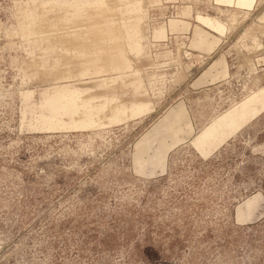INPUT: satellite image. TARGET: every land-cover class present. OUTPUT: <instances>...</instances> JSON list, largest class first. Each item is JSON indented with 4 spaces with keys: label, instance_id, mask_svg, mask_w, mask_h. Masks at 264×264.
<instances>
[{
    "label": "rangeland",
    "instance_id": "1",
    "mask_svg": "<svg viewBox=\"0 0 264 264\" xmlns=\"http://www.w3.org/2000/svg\"><path fill=\"white\" fill-rule=\"evenodd\" d=\"M0 264H264V0H0Z\"/></svg>",
    "mask_w": 264,
    "mask_h": 264
},
{
    "label": "crops",
    "instance_id": "2",
    "mask_svg": "<svg viewBox=\"0 0 264 264\" xmlns=\"http://www.w3.org/2000/svg\"><path fill=\"white\" fill-rule=\"evenodd\" d=\"M215 25H219V24H215Z\"/></svg>",
    "mask_w": 264,
    "mask_h": 264
}]
</instances>
